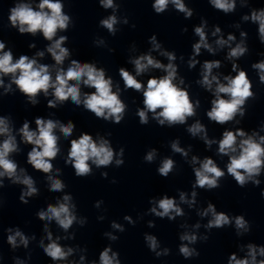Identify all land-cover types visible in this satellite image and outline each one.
<instances>
[{"label":"clouds","instance_id":"9594fccd","mask_svg":"<svg viewBox=\"0 0 264 264\" xmlns=\"http://www.w3.org/2000/svg\"><path fill=\"white\" fill-rule=\"evenodd\" d=\"M209 5L225 15L232 14L240 8H249V12L242 15L241 22L257 25L259 42L264 45V7H250V0H208ZM99 6L105 11L111 10V14L99 20L98 27L106 30L109 35L115 36L120 30L118 25H127V16L118 15L120 4L117 0H98ZM174 9L182 13L185 19L194 16V9L188 6L186 0H153L152 9L160 15ZM9 27L16 29L20 35L36 37L42 35L48 42L44 50H36L33 55L20 54L15 57L6 42L0 39V100L4 96L13 94L18 90L26 97L27 103L33 107L39 105V97L46 100L47 108L55 109L71 102L77 108H81L101 119L113 124H120L128 112V104L121 99V85L114 81L103 67H98L95 61L82 62L72 58V51L65 45L69 42L67 32L74 27L72 16L65 12V0H14V6L9 9ZM132 28L136 25L132 24ZM231 27L240 29L241 23L237 22ZM182 33L188 31L187 27L181 29ZM193 34L198 39L192 43L191 55L186 63L188 68L195 69L199 65V79L195 81L202 89L211 94L210 109L206 116L210 122L218 125H239L247 112L249 100L256 98L253 91V83L246 70L237 63L242 57L249 54L247 43L248 33L241 30L239 40L232 32L225 33L219 25H212L209 29L208 20L200 18V23L193 26ZM211 37V39H210ZM150 47L146 52L138 55H129L127 63L133 66L130 71L126 67H120L118 74L123 81V91L133 90L142 94V107L136 109L135 115L141 125H148L155 121L161 127H176L186 125V132L192 138L201 140L206 150H211L217 145L216 155L220 158L227 157L225 168H221L215 159L210 156L203 158L192 153V145L181 146L179 138L171 140L169 147L173 154H179L188 163L194 173L195 180L191 185V192L178 191V199L162 194L149 198L150 207L146 212L138 214L136 219L131 215H125L123 220L127 224L135 226L144 216L152 215L159 219L167 218L176 221L181 218L184 222L179 224L183 229L179 233L178 253L184 259L197 258L200 252L194 245L198 242H206L208 233L212 229L233 227L237 237H243L251 232V224L244 215H229L224 211H218L212 202L206 207H199L197 189L211 191L221 187V181L230 176L236 184L244 188L249 183L255 187L261 185L260 176L264 174V121L257 129L246 131L242 127L224 128L221 137L210 138L208 128L199 119H194L191 124L188 121L197 117L201 107L199 99L193 101L185 78L179 73V60L185 62L183 55L177 56L175 51L167 50L157 35L148 38ZM96 47H106L103 38L94 40ZM28 48L36 49V44L29 43ZM226 50L224 60L231 63V71L224 74L219 71L224 67L220 59H205L201 62L203 52L216 56ZM110 52L115 49L109 48ZM135 43L130 48V53H137ZM159 57L165 58L166 63ZM48 54L53 63H41ZM264 57V52L259 53ZM67 62V66L66 65ZM256 72L260 84H264V59L251 64ZM159 70L162 75H149L146 83L138 77ZM233 73H235L233 75ZM15 86V89L13 88ZM90 89L94 91H85ZM51 97V99H49ZM49 117L37 116L32 121L25 119L19 128L10 115H0V189H3L5 180L11 185L21 186L19 201L27 205L29 200L40 195L36 180L21 167L13 156L22 151L21 144L31 146L27 152L26 163L33 170L43 173L47 188L52 193H62L55 198L54 203H48L46 207L36 212V217L43 221V235L37 241L36 235H27L20 227H8L3 229L6 233V243L10 250L29 249V245L36 241L37 246L48 257L52 264H122L120 254L113 250L111 243L105 246L98 256V260L88 261L87 248L80 245H68L62 241L75 239V232L71 231L75 225L83 227L87 218L78 215L77 204L71 193L66 192L67 185L59 177L62 170L53 163L62 154L61 139L69 141L70 146L67 155L63 157L66 166H71L76 177L84 178L94 174L95 169L124 165L125 149L120 147L117 151L112 146L111 132L101 135L99 132L93 136L89 132H80L76 138H72L76 131V124L72 120L63 122ZM239 117V119H238ZM19 137V140H18ZM159 157L158 149L150 148L143 160L152 164ZM176 161L170 156L159 158L157 173L163 178H168L176 171ZM102 178H108V172L100 173ZM111 183H117L113 178ZM264 198V189L261 190ZM4 197L0 193V210L4 206ZM103 200H97L96 209H101ZM182 205H187L189 210H195L200 218L197 222L189 224V214ZM106 211V209H103ZM207 218L206 223L200 221ZM103 221L104 215L97 217ZM55 224L64 235H54L51 225ZM149 228L156 227L154 220L147 221ZM2 227V221H0ZM205 229L204 233L199 230ZM112 231H106L103 236L110 242L119 240L115 233L126 231L125 226L115 220L111 221ZM144 241L148 249L156 258L166 257L171 254V249L162 247L161 241L156 235L144 233ZM238 252H232L227 258V264H264V244L253 242L237 245ZM239 253H243L240 255ZM78 257V259H77ZM4 260L0 253V264ZM13 264H28L31 253L26 258L12 257Z\"/></svg>","mask_w":264,"mask_h":264}]
</instances>
